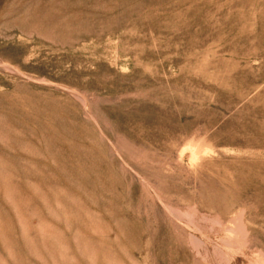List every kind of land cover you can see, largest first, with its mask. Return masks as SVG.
<instances>
[{
    "label": "rangeland",
    "instance_id": "rangeland-1",
    "mask_svg": "<svg viewBox=\"0 0 264 264\" xmlns=\"http://www.w3.org/2000/svg\"><path fill=\"white\" fill-rule=\"evenodd\" d=\"M0 264H264V0H0Z\"/></svg>",
    "mask_w": 264,
    "mask_h": 264
}]
</instances>
